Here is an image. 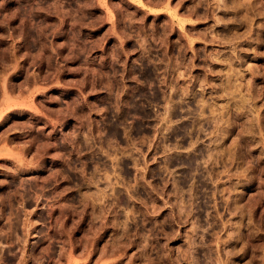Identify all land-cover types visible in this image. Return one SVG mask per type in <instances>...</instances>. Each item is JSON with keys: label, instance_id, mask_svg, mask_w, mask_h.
<instances>
[{"label": "rangeland", "instance_id": "1", "mask_svg": "<svg viewBox=\"0 0 264 264\" xmlns=\"http://www.w3.org/2000/svg\"><path fill=\"white\" fill-rule=\"evenodd\" d=\"M0 264H264V0H0Z\"/></svg>", "mask_w": 264, "mask_h": 264}]
</instances>
